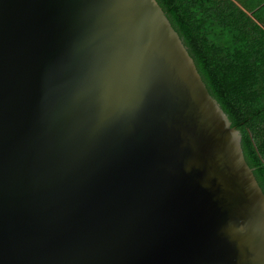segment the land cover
Returning a JSON list of instances; mask_svg holds the SVG:
<instances>
[{
  "label": "water",
  "instance_id": "water-1",
  "mask_svg": "<svg viewBox=\"0 0 264 264\" xmlns=\"http://www.w3.org/2000/svg\"><path fill=\"white\" fill-rule=\"evenodd\" d=\"M0 264H264L241 133L156 0H0Z\"/></svg>",
  "mask_w": 264,
  "mask_h": 264
},
{
  "label": "trees",
  "instance_id": "trees-1",
  "mask_svg": "<svg viewBox=\"0 0 264 264\" xmlns=\"http://www.w3.org/2000/svg\"><path fill=\"white\" fill-rule=\"evenodd\" d=\"M241 133L264 192V0H156Z\"/></svg>",
  "mask_w": 264,
  "mask_h": 264
}]
</instances>
